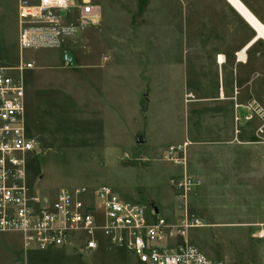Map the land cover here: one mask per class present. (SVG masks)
<instances>
[{
	"label": "rangeland",
	"instance_id": "rangeland-1",
	"mask_svg": "<svg viewBox=\"0 0 264 264\" xmlns=\"http://www.w3.org/2000/svg\"><path fill=\"white\" fill-rule=\"evenodd\" d=\"M18 1L0 0V51L8 50L6 57L0 58V68L18 63L14 52ZM241 1L264 23V0ZM94 2L101 8L100 24L79 30L63 45L74 59L73 67L56 63L60 50L24 54L34 62V69L24 74L26 126L40 143L39 150L27 160L29 188L54 196L61 189L92 192L109 186L122 198L149 209H153L148 205L152 200L159 205L167 203V214L160 208L166 219L176 212L180 219V212H185L204 224L189 230L188 240L209 258L226 264H264V240L252 237L258 228L226 225L256 219L259 212L253 201L257 195L247 193L251 187L236 185L235 192L229 194L231 200L210 193L206 200H200L201 206L200 187L180 194L169 186V178L182 168L163 159L166 147L184 140L194 125L201 127L199 132H213V123L234 122L239 136L250 130L255 142L264 143V42L259 40L247 51L245 64H236V54L255 33L225 0ZM102 43L104 50L92 48ZM152 46L156 74L163 80L158 88H152L149 110L143 114L135 107L138 101L146 104L145 85L149 81L138 77L137 62L148 61ZM102 51L110 72L112 62L120 64L119 82H106L110 90L118 84L124 93L123 114L115 112L119 126L112 112L104 110L100 120L92 121L84 107L85 68L90 57L97 60ZM219 54L226 60L219 78L221 85L224 83V100L218 91ZM186 85L188 94L184 97ZM221 131L227 130L218 129ZM161 137L160 150L153 154L149 146ZM141 140L145 143H139ZM260 203L262 207L263 198ZM179 219L168 220L176 223ZM20 238L15 233L0 234V264H25ZM51 250L71 252L68 248ZM77 255L81 264H137L125 248L104 238L97 250ZM29 264L66 263L46 255L30 258Z\"/></svg>",
	"mask_w": 264,
	"mask_h": 264
},
{
	"label": "built area",
	"instance_id": "built-area-1",
	"mask_svg": "<svg viewBox=\"0 0 264 264\" xmlns=\"http://www.w3.org/2000/svg\"><path fill=\"white\" fill-rule=\"evenodd\" d=\"M16 11L19 61L0 68V234H18L24 249L68 248L86 255L104 238L125 248L137 264H226L189 243V230L203 226L194 215L180 212L172 223L109 186L92 192L61 189L54 196L31 191L27 160L40 143L26 126L24 74L34 69V62L24 54L60 50V64L73 67L64 42L81 29L98 26L102 15L94 0H19ZM186 144L167 146L163 159L184 166ZM168 183L180 194L201 185L191 175L170 177ZM257 227L256 238L264 239V224Z\"/></svg>",
	"mask_w": 264,
	"mask_h": 264
},
{
	"label": "crops",
	"instance_id": "crops-1",
	"mask_svg": "<svg viewBox=\"0 0 264 264\" xmlns=\"http://www.w3.org/2000/svg\"><path fill=\"white\" fill-rule=\"evenodd\" d=\"M225 1L237 13L236 9L232 7L227 0ZM239 1L242 3L241 0ZM241 5L244 4L242 3ZM243 7L248 12H250L262 25H264V23H262L245 5ZM245 23L255 33L254 38L250 40L248 43H246L244 47L240 50L242 51L244 49V51L247 53V51L259 40H262V38L258 36L256 31L251 27L249 23H247L246 21ZM256 36L259 37L258 40L255 39ZM16 45H17V50H14V52L16 53L17 51V55H18L17 60L19 61V49L17 44V38H16ZM104 47L105 46L102 43L99 46L95 45L92 48L104 50ZM6 51L8 50L4 48L2 49V52L0 51V58H2L3 56L6 57L7 55ZM14 52L13 54H15ZM103 52L104 51L101 52V55L97 60H94L96 58H93L91 56L90 61L86 65L85 68L86 87L84 90V107L86 109V115L90 114L91 115L90 118L92 119V121L93 119L100 120L98 119V117L104 110L112 112V114L114 115V119L117 122L116 124L117 126H119L118 124H120L119 123L120 120L117 115L115 116V112L117 113L118 111H121L123 114V109L125 106L124 93L122 89L121 90L119 89L118 84L110 86L111 87L110 90L107 87L106 82L108 80H111L113 82H119L118 79L121 76L119 72L120 64L119 61L112 62L111 64L114 66L110 68L112 69V72H110L109 69H107V62L104 55L105 53ZM220 57H222L223 60L221 64L217 62L219 61L218 59ZM57 62L60 63V56H58V58L56 59V63ZM137 63L139 69L138 77H140V79L143 80L142 82L146 83V80H148L149 83L145 85V88L147 89V93H146L147 95L145 94L146 104L144 103L142 104L140 101H138L135 107V111L137 109L139 113L141 112L145 114L149 110V103H150L149 96H151L152 88L154 89L158 88V82L160 81L162 82L163 80L162 78H160V76L156 74L158 65H157L156 54L154 53V47L152 46L151 51L148 52L147 62H137ZM216 63L218 66L217 69H218L219 96L221 100H224V96H225L224 83L221 85L219 78H220V70H222V75H223V69H224L223 65L226 64L225 57L219 54L217 56ZM236 64H240L239 66H241V64H245V61L240 62L237 60ZM159 85L163 87L162 83L161 84L159 83ZM184 89H186V93L184 94V97H186L188 94V86L187 85L186 87L184 86ZM212 125L213 126H211V128L213 129V132H199V129L201 127L194 125L191 128V131L189 129L187 130V137L185 136L184 140L175 142V144L187 143L184 149L185 164L184 166L180 167L182 168L181 172L179 174H176V176L191 175V176H197L201 180V186H199L200 187L199 203L201 206L202 204L200 200L202 199L206 200V198L209 196L210 193L217 195L219 194L223 197H226V199L231 200L229 194L232 195L233 192H235L234 190H236L235 189L236 185L238 187H244V188L250 186L251 189H249L247 193L250 196L257 195V199H255L256 201H253L256 206V211L259 212V214L257 213L256 219L251 222L244 221L243 223H234V224H226V225H243V226L246 225V226L258 228L257 227L258 225L264 224V204L262 207L260 206L261 205L260 200L262 198L264 199V143L255 142L251 137L250 130L248 132L247 130L244 131L243 137L239 136L238 134L240 133L237 132L236 130L238 129V125L234 122L226 123V124L213 123ZM246 127L247 126H245L244 128L246 129ZM94 128L97 129V127H92V129ZM206 128L209 129L210 126H205L204 129ZM218 129H225L227 131L225 132L221 131L218 133ZM162 141L163 138L161 137L160 139L157 140V143H153L149 146L153 154H156L157 151L160 150L159 148ZM139 143H145V141L141 140L139 141ZM111 150L114 151L113 148ZM172 194L174 198V191ZM148 205H151L153 209L157 210L161 215H163L162 212L166 214L169 212L168 210L169 204L167 203H161L159 205L152 200L149 202ZM160 208L162 209V212L160 211ZM202 209L203 208H201V210ZM177 214L178 213L176 212L175 214L173 213V215H169L170 217H168V219L172 221H176L177 219H179V215ZM257 231L253 232L252 234V237L254 239H257L256 238ZM257 240H264V239H257ZM20 242H21V238H20ZM21 248L24 251L23 261L25 264H29L30 258L33 257L42 258V257H46V255L60 257L62 258V261L65 262L66 264L82 263L76 257V254H72L71 252H66L65 254L64 251L62 252L60 250L49 251L50 249L47 250L33 249L35 251H32L29 254L25 252L27 251V249L23 248L22 242H21ZM38 251L46 252L47 254H42L39 253ZM204 251L207 254L213 256V253L208 248H205ZM15 263L19 264V262H15Z\"/></svg>",
	"mask_w": 264,
	"mask_h": 264
},
{
	"label": "bare ground",
	"instance_id": "bare-ground-1",
	"mask_svg": "<svg viewBox=\"0 0 264 264\" xmlns=\"http://www.w3.org/2000/svg\"><path fill=\"white\" fill-rule=\"evenodd\" d=\"M229 4L234 7L237 13L251 25V27L256 31L259 37L264 41V25H262L250 12H248L239 0H227ZM237 58L240 62H244L246 59V52L244 49L237 54ZM218 63L223 62L222 57L218 59Z\"/></svg>",
	"mask_w": 264,
	"mask_h": 264
},
{
	"label": "water",
	"instance_id": "water-1",
	"mask_svg": "<svg viewBox=\"0 0 264 264\" xmlns=\"http://www.w3.org/2000/svg\"><path fill=\"white\" fill-rule=\"evenodd\" d=\"M255 39H256V40H258V39H259V37H257V36H256V37H255ZM256 40H255V41H256Z\"/></svg>",
	"mask_w": 264,
	"mask_h": 264
}]
</instances>
